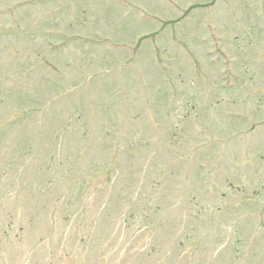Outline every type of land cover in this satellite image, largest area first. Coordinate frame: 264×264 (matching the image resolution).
Wrapping results in <instances>:
<instances>
[{
	"label": "rangeland",
	"instance_id": "1",
	"mask_svg": "<svg viewBox=\"0 0 264 264\" xmlns=\"http://www.w3.org/2000/svg\"><path fill=\"white\" fill-rule=\"evenodd\" d=\"M0 137V264H264V0H0Z\"/></svg>",
	"mask_w": 264,
	"mask_h": 264
}]
</instances>
